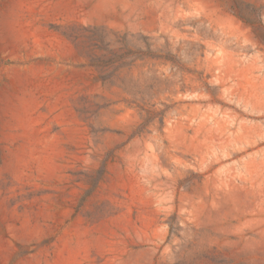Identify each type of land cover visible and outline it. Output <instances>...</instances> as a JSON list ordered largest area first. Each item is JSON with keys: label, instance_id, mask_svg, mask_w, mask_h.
Instances as JSON below:
<instances>
[{"label": "rangeland", "instance_id": "374dc122", "mask_svg": "<svg viewBox=\"0 0 264 264\" xmlns=\"http://www.w3.org/2000/svg\"><path fill=\"white\" fill-rule=\"evenodd\" d=\"M0 264H264V0H0Z\"/></svg>", "mask_w": 264, "mask_h": 264}]
</instances>
